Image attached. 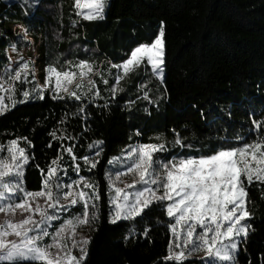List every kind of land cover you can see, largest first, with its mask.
I'll use <instances>...</instances> for the list:
<instances>
[{
	"label": "snow or ice",
	"instance_id": "1",
	"mask_svg": "<svg viewBox=\"0 0 264 264\" xmlns=\"http://www.w3.org/2000/svg\"><path fill=\"white\" fill-rule=\"evenodd\" d=\"M39 4L22 0L21 7ZM72 7L76 18L69 26L71 36L78 35L72 30L83 27L81 21L106 18L107 0H74ZM20 28L18 39L5 48L6 63L0 65V116L18 104L46 99L63 108L48 131L46 147L57 142L56 154L43 167L28 150L35 147L28 137L0 142V264H87L104 201L107 222L125 227V243L151 240L153 228L164 229L165 253L155 264H238L241 246L247 252L254 231L249 189L255 185L264 195V112L250 111V123L245 121L215 145L198 144L194 134L189 138L176 128L169 130L171 136L155 131L145 142L144 130L136 127L129 143L101 168L106 142L89 139L91 109L110 110L117 95L128 91L121 82L141 74L146 79L133 84L136 100L159 107L164 95L157 88L153 96L149 85L165 80L163 22L159 35L126 50L119 62L105 56L107 70L93 59L98 48L79 43L46 60L41 69L29 29ZM0 35L7 38V33ZM29 48L32 56L24 54ZM73 49L85 56L69 58ZM136 100L126 102L129 111ZM144 111L150 115L147 107ZM53 114L49 110L44 120ZM73 119L79 121V133L69 130ZM29 168L40 173L36 189L27 186ZM259 260L264 264V253Z\"/></svg>",
	"mask_w": 264,
	"mask_h": 264
},
{
	"label": "trees",
	"instance_id": "2",
	"mask_svg": "<svg viewBox=\"0 0 264 264\" xmlns=\"http://www.w3.org/2000/svg\"><path fill=\"white\" fill-rule=\"evenodd\" d=\"M73 2L40 0L33 9L0 0V34L7 33V38L0 35V64L6 63L11 24L42 27L44 61L69 53L79 43L82 47L98 48L93 59L107 70L105 56L119 62L126 50L159 35L163 22L165 80L161 84L154 79L149 88L153 96L159 88L164 99L159 107L143 99L136 100L139 93L133 84L146 77L132 75L121 82L128 91L117 95V103L110 110L91 109L93 132L89 139L106 142L99 167L129 143L128 136L136 127L144 130L145 142L155 131L171 136L169 130L176 128L189 138L194 134L198 144L215 145L219 138L231 135L245 121L250 123V111L264 112V0H107L106 18L81 21L83 27L72 30L78 35L71 36L69 26L71 19L76 18ZM77 55L84 57L85 53L73 49L69 58ZM129 99L136 100L131 111L126 107ZM145 107L150 115L144 111ZM62 108V104L47 99L18 104L0 116V142L15 136L28 137L35 145L28 150L34 151L36 162L43 167L56 154L57 142H53L52 148L46 145L50 139L48 131ZM49 110H54V114L44 120ZM68 127L75 133L81 130L75 119ZM78 151L83 154L82 149ZM26 180L29 189L38 188L39 171L29 168ZM249 191L252 203L248 207L253 213L250 222L254 231H250L247 252L241 246L238 264H248L249 257L252 264H260L259 254L264 253V195L255 185ZM124 234L123 224L117 227L107 222L104 201L99 229L92 233L87 264H155L165 253L167 237L162 228H153L151 240L141 237L125 243Z\"/></svg>",
	"mask_w": 264,
	"mask_h": 264
},
{
	"label": "rangeland",
	"instance_id": "3",
	"mask_svg": "<svg viewBox=\"0 0 264 264\" xmlns=\"http://www.w3.org/2000/svg\"><path fill=\"white\" fill-rule=\"evenodd\" d=\"M6 1L15 2V3L22 5V0H6ZM107 7H108V2H107ZM107 7H106V9H107ZM26 8H30V7H26ZM105 12H106V10H105ZM23 25L25 26L26 24H23ZM25 27H27L29 29L30 39L35 41L36 52L39 54L38 67H40L42 69L44 67V62H45L44 61V40H43V36H41V35L36 36V31H34V29H31L30 26H25ZM8 28H9V33H8L9 40H13V41L17 40L18 34L21 33L20 24H11V25H8ZM21 47H23V44L21 45ZM24 54L26 56H32L33 52L31 50V48H29L27 51H25ZM41 75H42V73H41ZM164 77H165V72H164ZM0 219H2V215H0ZM85 232H87V229H85Z\"/></svg>",
	"mask_w": 264,
	"mask_h": 264
},
{
	"label": "crops",
	"instance_id": "4",
	"mask_svg": "<svg viewBox=\"0 0 264 264\" xmlns=\"http://www.w3.org/2000/svg\"><path fill=\"white\" fill-rule=\"evenodd\" d=\"M20 25H23V24H20ZM25 26H28V25H25ZM31 29H34V31H36V36H43V33H42V27L41 26H30ZM43 40H44V36H43Z\"/></svg>",
	"mask_w": 264,
	"mask_h": 264
}]
</instances>
